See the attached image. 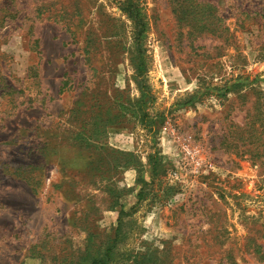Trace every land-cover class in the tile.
<instances>
[{"label": "rangeland", "instance_id": "obj_1", "mask_svg": "<svg viewBox=\"0 0 264 264\" xmlns=\"http://www.w3.org/2000/svg\"><path fill=\"white\" fill-rule=\"evenodd\" d=\"M96 259L264 264V0H0V264Z\"/></svg>", "mask_w": 264, "mask_h": 264}, {"label": "trees", "instance_id": "obj_2", "mask_svg": "<svg viewBox=\"0 0 264 264\" xmlns=\"http://www.w3.org/2000/svg\"><path fill=\"white\" fill-rule=\"evenodd\" d=\"M196 20H198L197 18H196ZM143 66H142V64H139L138 65V69H139V71L140 70H143ZM94 264H105V259H99V260H94Z\"/></svg>", "mask_w": 264, "mask_h": 264}]
</instances>
